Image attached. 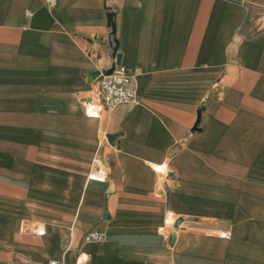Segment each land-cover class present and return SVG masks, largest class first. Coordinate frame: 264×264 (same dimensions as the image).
Masks as SVG:
<instances>
[{
    "label": "crops",
    "instance_id": "0c3cea01",
    "mask_svg": "<svg viewBox=\"0 0 264 264\" xmlns=\"http://www.w3.org/2000/svg\"><path fill=\"white\" fill-rule=\"evenodd\" d=\"M53 261L264 264V0H0V264Z\"/></svg>",
    "mask_w": 264,
    "mask_h": 264
},
{
    "label": "built area",
    "instance_id": "2783aa9c",
    "mask_svg": "<svg viewBox=\"0 0 264 264\" xmlns=\"http://www.w3.org/2000/svg\"><path fill=\"white\" fill-rule=\"evenodd\" d=\"M46 1L54 7L60 0ZM102 87L105 102L111 107L116 108L122 104L133 102V80L132 78L126 76L123 72H118L117 69L114 75L105 77ZM84 106L88 112L91 109L94 110L95 114H90L91 117L98 116L99 111L96 110L95 106H93L90 101H85ZM86 238L93 242H99L105 238V233L103 231L95 230L89 233ZM51 264H57V262L53 261Z\"/></svg>",
    "mask_w": 264,
    "mask_h": 264
},
{
    "label": "water",
    "instance_id": "95a60500",
    "mask_svg": "<svg viewBox=\"0 0 264 264\" xmlns=\"http://www.w3.org/2000/svg\"><path fill=\"white\" fill-rule=\"evenodd\" d=\"M115 18H116V14L108 11V13H107V27L110 30L109 47L112 50V59H113L114 63L112 65V67L107 69V70H104L102 72L91 73L90 76L94 80L99 79L101 76L110 77V76L114 75L116 68L121 65L122 56L120 54H118L119 41L117 40V22H116ZM96 39H98V38L96 37ZM201 114H202V112L198 113V120H197V122L194 126V129H193L194 132L199 130L198 128H199L200 123H201ZM116 139H117V135L108 137V140L111 144H113Z\"/></svg>",
    "mask_w": 264,
    "mask_h": 264
},
{
    "label": "bare ground",
    "instance_id": "6f19581e",
    "mask_svg": "<svg viewBox=\"0 0 264 264\" xmlns=\"http://www.w3.org/2000/svg\"><path fill=\"white\" fill-rule=\"evenodd\" d=\"M89 113L91 114V115H93V114H95V112H94V110H89ZM159 170H163V168L162 167H157ZM101 176V175H100ZM169 222L171 223V224H173V222H174V218L173 217H170L169 218Z\"/></svg>",
    "mask_w": 264,
    "mask_h": 264
},
{
    "label": "rangeland",
    "instance_id": "374dc122",
    "mask_svg": "<svg viewBox=\"0 0 264 264\" xmlns=\"http://www.w3.org/2000/svg\"><path fill=\"white\" fill-rule=\"evenodd\" d=\"M94 178H101L102 176H98V175H93Z\"/></svg>",
    "mask_w": 264,
    "mask_h": 264
}]
</instances>
